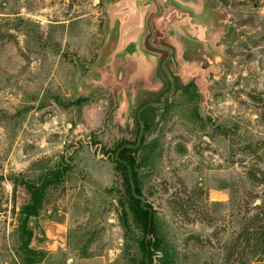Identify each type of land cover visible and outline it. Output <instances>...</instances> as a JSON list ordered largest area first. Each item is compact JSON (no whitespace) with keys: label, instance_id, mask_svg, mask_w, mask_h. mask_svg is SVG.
<instances>
[{"label":"rangeland","instance_id":"obj_1","mask_svg":"<svg viewBox=\"0 0 264 264\" xmlns=\"http://www.w3.org/2000/svg\"><path fill=\"white\" fill-rule=\"evenodd\" d=\"M112 2L0 0V264H23L17 223L29 196L11 177L39 181L65 163L29 220L30 246L42 252L33 264H133L139 256L138 227L129 217L126 230L119 217L126 191L113 151L137 142L138 111L160 104L170 81L129 98L122 112L123 85L105 72L97 80ZM206 2L224 27L212 51L220 59L204 58L192 90L177 78L164 107L148 113L139 183L176 264H263L248 255L244 236L233 246L248 190L260 192L245 171L248 143L264 140V0ZM182 47L178 55L188 59L207 55L193 43Z\"/></svg>","mask_w":264,"mask_h":264},{"label":"crops","instance_id":"obj_2","mask_svg":"<svg viewBox=\"0 0 264 264\" xmlns=\"http://www.w3.org/2000/svg\"><path fill=\"white\" fill-rule=\"evenodd\" d=\"M206 1L113 0L106 14L110 35L105 43H110L108 59L102 64L106 70L96 68V78L101 81L105 72L123 85L119 92L120 111H127L129 98L136 94L163 90L167 83L161 68L163 48H169L173 55L168 71L183 82L202 80L204 58L209 64L219 61L212 51L221 47L218 42L224 27L213 20V9ZM183 43L196 44L207 55L198 59L178 55Z\"/></svg>","mask_w":264,"mask_h":264},{"label":"trees","instance_id":"obj_3","mask_svg":"<svg viewBox=\"0 0 264 264\" xmlns=\"http://www.w3.org/2000/svg\"><path fill=\"white\" fill-rule=\"evenodd\" d=\"M169 73L176 82L177 77L171 72ZM193 88H195V82L189 81L185 89L192 90ZM153 110H155V107H148L141 113L144 131L139 147L136 149L122 148L127 145L135 146L137 142L133 144L123 143L113 151V161L116 169L122 175L126 191V200L120 203L121 210L119 217L126 230L130 228V225H128L129 217H131L132 222L139 230V233L135 236L139 256L134 259L133 264H176L175 251L170 247L154 211L151 212L149 219V212L142 209L141 201L132 195L129 181L130 175L136 194L142 196L137 154L147 145H145V135L150 128L147 122V115L153 112ZM136 124L140 131V123L137 118ZM119 149L121 150L117 156ZM145 157L147 158V156ZM248 162V168L245 171L246 177L248 181L260 188V192L254 193L248 190V201H246L248 204V214L246 215V222L242 232L237 235L233 248L237 249L241 244L239 235L244 236L246 244H248V255L260 257L259 261L264 264V140L258 139L248 143ZM67 169L68 165L66 163L62 164L55 169L49 170L39 181L26 179L22 175L11 177L12 183L15 186H22L29 196L28 201L20 207L17 223L21 252L24 255L23 264H33L41 261L42 252L30 246L33 230L28 225L29 220L32 217L38 216L43 206L47 189L57 181H60L63 175L66 174ZM256 200H259V202L255 203ZM148 205V202L145 200V206L148 207ZM129 240L128 237L127 241L129 242Z\"/></svg>","mask_w":264,"mask_h":264},{"label":"water","instance_id":"obj_4","mask_svg":"<svg viewBox=\"0 0 264 264\" xmlns=\"http://www.w3.org/2000/svg\"><path fill=\"white\" fill-rule=\"evenodd\" d=\"M152 37H154V31H152ZM166 52H167V57L164 59V61L162 62L161 64V68H162V71L163 73L165 74V76L168 78V80L170 81V89L169 91L164 94L162 96V100H161V103L160 104H156V103H148L146 104L145 106H143L137 113V119L140 123V131H139V134H138V139H137V143L135 146H123L122 148H133V149H136L139 147L140 143H141V138H142V134H143V131H144V125L141 121V113L148 107H156V108H162L164 107L165 103H166V99L169 98L171 95H173L174 91H175V81H174V78L170 75L168 69H167V64L168 62L170 61L171 59V55H172V51L169 49V48H163ZM121 149L118 150L117 152V156H118V153ZM118 159V158H117ZM128 172H129V169H128ZM129 181H130V185H131V193L134 197L138 198L140 201H141V207L142 209L144 210H147L149 212V219L151 217V212H152V209L150 207H147L145 206V199L142 197V196H138L135 192V188H134V184H133V181L129 175ZM148 237V235H147ZM146 262L148 263V261L146 260Z\"/></svg>","mask_w":264,"mask_h":264}]
</instances>
